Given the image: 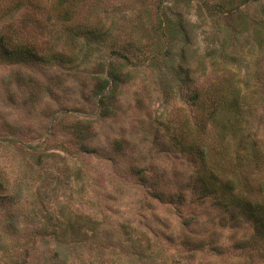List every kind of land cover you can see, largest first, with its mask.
I'll use <instances>...</instances> for the list:
<instances>
[{"label":"rangeland","instance_id":"rangeland-1","mask_svg":"<svg viewBox=\"0 0 264 264\" xmlns=\"http://www.w3.org/2000/svg\"><path fill=\"white\" fill-rule=\"evenodd\" d=\"M11 2L0 0V37L10 40L0 52V264L65 255L66 264H261L264 253L235 247L250 224L235 225L201 193L196 151L208 150V178L236 163L202 125L210 101L235 87L264 159V0H82L69 23L52 11L56 0L6 13ZM225 2L247 17L212 8ZM99 61L124 71L105 110L94 95ZM261 169L246 174L247 203L264 200ZM70 220L86 233L76 246L59 236L64 228L53 234ZM190 237L207 246L188 253Z\"/></svg>","mask_w":264,"mask_h":264},{"label":"trees","instance_id":"trees-1","mask_svg":"<svg viewBox=\"0 0 264 264\" xmlns=\"http://www.w3.org/2000/svg\"><path fill=\"white\" fill-rule=\"evenodd\" d=\"M12 1L13 2H11V6L6 11V13H11V11H17L22 9L23 7L28 6L32 9L33 12L34 10H38L40 8V2H37V0ZM80 1L82 0H56L51 8L52 11L56 13L57 19H60L62 23H69L71 22V20H73L75 4L79 3ZM245 3L246 2L244 1H239L238 6L236 7L239 8ZM215 5L216 6L212 8L216 10V12L219 11L220 13L227 12L231 14H245L244 10L242 11L238 8V10L232 9L229 2H225V4L221 3V5H218L217 3ZM228 7H230L231 9H228ZM244 16L247 17V14H245ZM239 18H241V16ZM68 31L73 33L70 25L66 24L64 32L68 33ZM73 34V39L75 40V38H77V34ZM91 39L95 41L94 36L89 40ZM92 43L93 41H88L87 45L90 46L92 45ZM9 44V38H5L4 36L0 37V52L2 54H6L5 50L9 46ZM17 55L18 54L14 52L12 57L16 58ZM94 67L96 68L94 76L99 82L98 87L95 89L94 95L96 96V98H98L99 107L105 110L107 109V100L114 96L115 89L119 84H121V80L124 77L123 67H116L111 62L105 65V63H101L100 61L97 62ZM184 77H181V79L179 80L185 81ZM182 83L183 82H180V84ZM230 93V95L217 94L218 98L216 100H214L213 98L210 101V106L208 107L209 117L206 118L207 121L205 120L202 125L212 124V126L217 129L218 144H223L228 148H234L236 163L230 168L228 172H226V170L220 171V168L217 164L216 169L210 168L208 178L205 174H203L206 168L204 166L206 165L205 163L207 161L206 157L208 155V150L205 151L206 148L204 150H197L196 153L199 157H201L200 161L204 165L201 166L203 169V173H197L196 178L199 185L201 186V193L205 196L217 197V207L221 210H224L225 213L229 215V219L233 220L235 225H238L239 222L242 221L249 223L252 227V234L250 238L235 244L236 249L239 251L246 249L256 251L257 253L258 251L264 253V200L247 203L246 200L242 196H240V193L248 186V184L244 182L245 178L247 177L246 174H248L250 170H262L261 164L263 163L264 159L261 158L262 154L258 146L259 144H257V142L251 138L248 130H246L245 128L247 124H245V121L243 120L244 114H242L241 112L243 108H240L239 105L240 101L242 100V98L239 96L240 91L234 87L232 90H230ZM199 94V90L193 91L189 98H191L193 102L197 101L199 99ZM229 99L231 100V102ZM193 147L194 144L186 145L185 147H182V151L187 152V150H191ZM262 191H264L262 187L259 188L258 192L261 195ZM152 198L154 200H163V198H161L160 195L157 194H154ZM178 215L179 214H175V216L177 217ZM189 226L190 222L187 219H180V227L182 229L189 230ZM63 228L64 231L60 233L61 235L59 234V236H61L63 240H66L65 238H71L74 241L71 246H73V244L74 246H76L77 243L84 242V239H82L83 237H81L79 233H82L84 237H86V233H83L81 231L82 227L77 224V221L76 223L71 222V220L65 222L64 224L59 223V230L53 232L56 239L59 238L56 236L59 233L58 231L62 230ZM190 238H187L183 243H181L183 249H185L190 254L202 251L204 247L207 246L206 241L202 239ZM68 243H66L65 246L69 245ZM56 244L62 245V242H58L57 240ZM208 246L209 248L207 250L212 253L213 256L219 258L224 256L222 250L215 244L212 245L210 243L208 244ZM70 249L71 247H67V252L70 251ZM140 253H142V251ZM259 256L262 258L261 264H264V254H260ZM135 257H137L138 261H142V254H137ZM67 258L68 255H65L64 260L61 263L66 264L65 261L67 260ZM251 264L254 263L251 262Z\"/></svg>","mask_w":264,"mask_h":264}]
</instances>
